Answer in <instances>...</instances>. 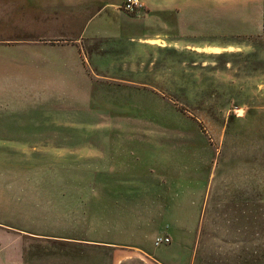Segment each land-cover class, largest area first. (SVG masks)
Instances as JSON below:
<instances>
[{"label":"rangeland","instance_id":"obj_1","mask_svg":"<svg viewBox=\"0 0 264 264\" xmlns=\"http://www.w3.org/2000/svg\"><path fill=\"white\" fill-rule=\"evenodd\" d=\"M219 1L234 5L227 10L229 21L219 15L216 27L261 25V32L195 41L212 40L215 48L155 40L148 56L121 63L120 12L161 29V18L144 20V0L131 13L122 9L123 0H101L65 14L67 9L41 10L30 0H0V140L7 141H0V222L27 232L11 241L15 261L20 256L21 264H113L99 243L68 240L85 237V231L98 242L138 229L150 251L163 246L150 240L155 226L129 220L123 206L112 216L103 210L99 221V193L79 188L84 177L77 175L88 158H97L86 150L56 156V150L71 147L111 152L124 168L145 174L162 168L171 183L180 172L190 184L199 167L204 184L211 172L213 184L238 179L249 162L251 234L263 229L264 0ZM181 22L204 29L212 24L210 16L186 15ZM132 73L151 78L119 79ZM73 137L82 143H70ZM5 239L0 234V245ZM6 251L0 261L10 258ZM257 259L251 256V264Z\"/></svg>","mask_w":264,"mask_h":264},{"label":"crops","instance_id":"obj_2","mask_svg":"<svg viewBox=\"0 0 264 264\" xmlns=\"http://www.w3.org/2000/svg\"><path fill=\"white\" fill-rule=\"evenodd\" d=\"M91 1L101 0H30L41 10L46 9L59 13L60 10L67 9L63 14L82 7V5L88 6ZM102 1H105L104 5H108V0ZM144 2L148 8L147 12L143 14L144 20L146 21V18H161V29L157 30L152 24L139 23L136 16L120 12L118 16H121L123 23L117 25V32H120V36L118 35L117 38L125 43L124 45L119 43L117 46L119 52L122 53L119 56L121 63H129L133 55L148 56L149 50L154 49V44L151 42L155 40L180 46L190 44L215 48L218 47V44H213L215 42L212 40L209 44L203 45L197 44L198 42L195 41L200 37L217 38L219 35L234 33L250 35L261 32V25L251 27L250 24H239L237 29L233 25H227L225 28L215 26L217 25L216 18L219 15L228 20L227 10H230L234 2L219 1L220 3H218V0H144ZM186 15L200 16V18L210 16L212 24L208 29H204L200 24L190 25L181 22L182 16ZM171 19L174 21L171 22ZM106 38L108 39V37ZM132 44L139 47V51H137V47L135 51H128L126 47ZM135 74L123 75L119 79L142 78L148 80L151 78L148 74L139 76ZM143 85L149 86V84ZM0 141L7 142L5 139ZM103 141L104 139H100L99 143ZM70 143L80 145L82 142L73 137ZM64 150H56V156H59V152L80 155L81 151L86 150L90 153V157L97 158L96 162H92L88 158L90 161L83 165L81 171L77 169V175L84 177V184L79 188L91 193H99L97 201H100L101 206L98 218L101 223L105 219L102 218L103 210L107 217V213L112 216L114 215L113 211L118 212L123 206L124 213L127 214L129 220H139L143 226H155L152 227L150 234L151 242L154 243L157 236H166L170 239L168 243L163 244L160 250L155 252L145 246L147 235H140L138 229L131 231V233H135L134 235H126V230L122 235H114L110 239H108L109 236L104 235L102 237L107 240L98 238V242L86 237L88 236L85 234L86 231L82 233L85 237H68V240L76 241L78 239L83 242L99 243L102 250L110 251L114 257L113 264H251V256L258 257L256 262L252 261L253 263L264 264V226L261 231L254 230L251 234L249 162L242 164L241 176L239 175L238 179L234 178L230 181L213 184L215 174L211 172L209 176H206V184H204L201 177L203 170L199 167V173H193V180L189 179L190 184H184L182 182L184 179L180 178V172L171 183L167 175L168 171L165 172L162 168L154 174H152L153 171L145 174L141 171L124 168V165L120 164V156L111 154V152L109 155H105V152H92L89 148L82 149L80 147ZM205 175H203L204 179ZM187 178L185 177V179ZM199 179L200 181H197ZM77 191L80 190L77 188ZM134 195L139 196L134 198ZM121 199L124 200V203L120 201ZM145 199H149L151 202H146ZM90 200H94L91 203L98 207L99 203H96L95 199ZM137 201L138 207L136 208ZM256 201L258 202L259 198ZM256 201H253L255 208ZM260 202L259 208L264 210V199ZM147 204L149 206H146ZM7 221L9 220L7 219ZM10 223L11 221L0 222V234L7 238L6 242L0 245V252L1 250L5 252L7 249L5 256H10L9 259L1 260L0 264H16L17 262L21 264L20 256L19 260L15 261L16 257L13 256L14 250L11 249V241L13 238L18 239L27 235V232L17 230V227L15 228ZM254 224H258L257 219ZM35 236L46 237L37 232ZM119 238L123 241L137 240L138 242H122L118 241Z\"/></svg>","mask_w":264,"mask_h":264},{"label":"built area","instance_id":"obj_3","mask_svg":"<svg viewBox=\"0 0 264 264\" xmlns=\"http://www.w3.org/2000/svg\"><path fill=\"white\" fill-rule=\"evenodd\" d=\"M142 5V0H123L122 9L126 12H134ZM170 241L169 237L166 236H157L154 239V244L159 246L161 244L168 243Z\"/></svg>","mask_w":264,"mask_h":264}]
</instances>
